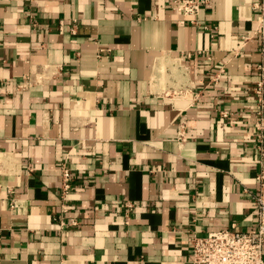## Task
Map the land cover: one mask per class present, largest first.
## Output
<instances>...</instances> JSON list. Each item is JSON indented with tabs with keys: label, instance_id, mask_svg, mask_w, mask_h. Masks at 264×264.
<instances>
[{
	"label": "crops",
	"instance_id": "1",
	"mask_svg": "<svg viewBox=\"0 0 264 264\" xmlns=\"http://www.w3.org/2000/svg\"><path fill=\"white\" fill-rule=\"evenodd\" d=\"M175 1L0 0V264H190L256 225L255 0Z\"/></svg>",
	"mask_w": 264,
	"mask_h": 264
},
{
	"label": "built area",
	"instance_id": "2",
	"mask_svg": "<svg viewBox=\"0 0 264 264\" xmlns=\"http://www.w3.org/2000/svg\"><path fill=\"white\" fill-rule=\"evenodd\" d=\"M209 4L210 0H176L174 11L178 16L182 17V25H197L202 10ZM253 9L256 12V29L253 36L260 41L262 56L260 63L256 65L257 81L253 90L255 100L259 106L255 130L257 142L261 145L264 143V0H255ZM252 37L244 38L243 46ZM187 57L191 58L192 55L188 54ZM24 84L26 86L24 85L21 88L29 87L28 80ZM185 95L183 93L175 94L174 98H183ZM222 115L227 117L228 113L224 112ZM178 140L180 143L186 141L184 126L180 129ZM261 151L264 152L262 146ZM257 182L260 190L253 195L254 205L257 210L256 225L246 231H239L233 228L209 232L205 236H194L191 240L192 256L190 264H264V170L257 175ZM73 190V175L70 170L63 168L61 184L63 199ZM2 193V187L0 186V199ZM125 206L129 211L134 207L131 203H126ZM70 225L77 226L78 223L72 220ZM2 237V230L0 229V242Z\"/></svg>",
	"mask_w": 264,
	"mask_h": 264
}]
</instances>
